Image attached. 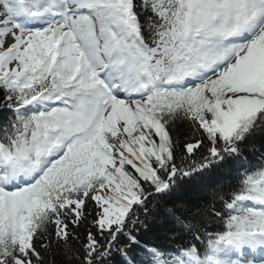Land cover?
I'll return each instance as SVG.
<instances>
[{
  "label": "snow or ice",
  "instance_id": "6c2138e0",
  "mask_svg": "<svg viewBox=\"0 0 264 264\" xmlns=\"http://www.w3.org/2000/svg\"><path fill=\"white\" fill-rule=\"evenodd\" d=\"M0 264H264V0H0Z\"/></svg>",
  "mask_w": 264,
  "mask_h": 264
},
{
  "label": "trees",
  "instance_id": "16d2710c",
  "mask_svg": "<svg viewBox=\"0 0 264 264\" xmlns=\"http://www.w3.org/2000/svg\"><path fill=\"white\" fill-rule=\"evenodd\" d=\"M177 135H179V137L183 140L185 136L188 135V133L186 132V130H180L177 132ZM57 259L59 260V258Z\"/></svg>",
  "mask_w": 264,
  "mask_h": 264
}]
</instances>
